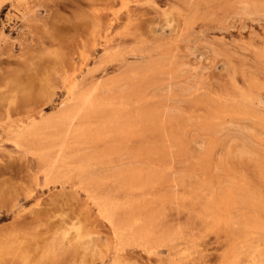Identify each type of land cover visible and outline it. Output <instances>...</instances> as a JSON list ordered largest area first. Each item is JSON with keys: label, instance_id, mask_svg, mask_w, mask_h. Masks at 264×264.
Here are the masks:
<instances>
[{"label": "rangeland", "instance_id": "obj_1", "mask_svg": "<svg viewBox=\"0 0 264 264\" xmlns=\"http://www.w3.org/2000/svg\"><path fill=\"white\" fill-rule=\"evenodd\" d=\"M251 1L0 0V264H264V208L253 206L264 205V0ZM75 83L77 96L97 88L104 100L125 101L106 140L124 150L84 174L46 180L11 133L40 114L65 112ZM107 113L71 129L107 131ZM136 113L169 121L159 130L166 142ZM129 124L135 134L123 138ZM177 126L185 131L180 148ZM243 147L251 155L240 157ZM122 168L152 176L123 185ZM89 174L102 188L91 187ZM230 189L238 202L231 223L203 209ZM100 197L123 206L150 201L148 216L135 204L118 221L132 225L142 209L152 235L121 237Z\"/></svg>", "mask_w": 264, "mask_h": 264}, {"label": "bare ground", "instance_id": "obj_2", "mask_svg": "<svg viewBox=\"0 0 264 264\" xmlns=\"http://www.w3.org/2000/svg\"><path fill=\"white\" fill-rule=\"evenodd\" d=\"M251 1V0H249ZM253 2V3H252ZM228 3V2H227ZM252 4H254V1H251ZM245 6H247L248 4V7H252L253 5H249L250 2H245L244 3ZM256 5V4H255ZM254 5V6H255ZM264 5V4H263ZM259 7V6H257ZM244 8V7H242ZM246 9H249L247 7H245ZM244 8V10L246 11V9ZM254 8V7H253ZM260 9V7H259ZM243 10V9H242ZM264 10V9H263ZM252 10L248 11L250 12V14L252 13H256L257 14V11L258 9L254 10L256 12H252ZM261 11V10H260ZM258 11V12H260ZM247 12V13H248ZM245 13V12H243ZM261 13V12H260ZM77 89L79 91V85L78 84H74L70 90H69V93H68V97L65 99L64 101V104H68L69 105V108H67L65 110V112L59 114V115H56L52 118H48V119H44L43 115L40 114V117H34L32 120H30L28 123H25V124H22V126H20L18 129L14 130L13 133H11V141L14 142L15 145H17V147H24L26 146L27 148V151L32 154L34 157H35V160H37V166L38 167H42L43 170V174L45 176V179L46 180H59L61 181V179H67L68 177L70 176H73L74 174H84L88 171V169L91 170L90 166H94L93 164H95L96 166L98 164H96L95 161H97L98 163H100V160H102V158L105 156H109V155H119L121 154L122 155V151L124 149H121V148H116V145L115 146H112V145H107L109 143H106V140L109 141V138L112 136V130H114L113 128V125L120 120L121 116L119 115L118 116V112H120L121 110L123 111L125 109V101H123V99L119 100L120 98L116 97L114 98V101L111 99L110 101L107 100H104L103 98H100V96L98 95V93H96V89L97 88H94L92 90H88L86 92H83L82 94H78L77 96ZM109 99V98H108ZM116 99V100H115ZM121 108V109H119ZM124 108V109H122ZM146 109V108H145ZM166 111V110H165ZM103 112H110L109 114H104L106 115V118L103 123H101L102 127H104L105 129H107V133H104L105 131H102L101 128L100 130L96 129V128H93L91 126H87L88 123H83L84 125L83 126H77L75 127L74 129H71V126L76 122V121H80L82 120V117H86L87 118H91V117H94L95 116H98L99 114H102ZM143 112V111H142ZM142 112H139V113H142ZM145 112V111H144ZM113 113V116H111L110 114ZM156 113V111H155ZM129 114V113H128ZM137 114V113H136ZM144 114V113H143ZM138 115V114H137ZM136 115V116H137ZM145 115V114H144ZM156 115V114H155ZM126 116V115H125ZM147 116V114H146ZM154 116V115H153ZM175 116V115H174ZM216 116V115H215ZM124 117V116H123ZM129 117V116H128ZM104 118V117H103ZM138 119L141 120V123L142 122H146L144 123L145 126H147L148 124L151 126V123H152V126H156L154 129L157 128V131L159 132L158 136H162L160 135V128H165L167 125H170V123L166 122L167 120L164 118L161 119V121H159L158 119H153L149 120V117H142V114L138 115V117H136ZM147 118V119H146ZM154 118V117H153ZM133 119V118H132ZM146 119V120H144ZM168 119V118H167ZM175 119V118H174ZM177 119V118H176ZM89 120V119H88ZM122 120V119H121ZM124 120V119H123ZM130 120V119H129ZM128 120V121H129ZM135 120V118H134ZM139 120V121H140ZM144 120V121H143ZM164 120V121H163ZM171 120V119H170ZM138 121V120H137ZM138 121V122H139ZM90 122V121H89ZM114 122V124H113ZM127 122V121H126ZM138 122H133L134 124L138 123ZM80 123V122H78ZM93 123V122H91ZM118 123V122H117ZM116 123V124H117ZM123 123V122H122ZM128 123V122H127ZM131 123V122H129ZM131 123V124H132ZM140 123V122H139ZM141 123L138 124L140 126H138V129L140 131L143 132V130L141 129ZM202 123V122H201ZM204 123V122H203ZM82 124V123H81ZM126 124V123H124ZM129 124L127 125L128 127L123 131L121 132V135L123 136V138H125V136L122 134H126L128 135V137H131L132 136V133L135 134V130L134 132L133 131H130L132 128L134 129H137L135 128L134 124ZM79 125V124H78ZM122 125V124H121ZM120 125V126H121ZM143 125V124H142ZM213 125V124H211ZM132 126V127H131ZM174 126V125H173ZM176 126V125H175ZM174 126V127H175ZM101 127V126H99ZM97 127V128H99ZM149 127V126H147ZM170 127H172L170 125ZM178 127V126H177ZM93 128V129H92ZM113 128V129H112ZM119 128V127H118ZM168 128V127H167ZM167 128L164 129L167 130ZM264 128V127H263ZM109 129V130H108ZM145 129V128H144ZM147 129V128H146ZM145 129V130H146ZM173 129V128H172ZM116 130V129H115ZM122 130V129H121ZM177 130H179V127L177 128ZM181 130V129H180ZM179 130V131H180ZM148 131V129H147ZM146 131V132H147ZM162 131V130H161ZM145 132V131H144ZM145 132V133H146ZM150 132V131H149ZM181 132V131H180ZM220 132V131H219ZM114 133V132H113ZM131 134V135H130ZM140 134V133H139ZM149 134V133H148ZM183 133L181 132L180 134H177L175 135L174 140L176 141V144H177V147H183L182 144L185 142L182 141L183 140V135L185 134V131H184V134L182 135ZM207 134V133H206ZM217 134V132H216ZM215 134V135H216ZM256 134V133H255ZM138 135V134H137ZM144 135V134H143ZM153 135V134H152ZM154 135H156V133H154ZM174 135V134H173ZM135 136V135H134ZM142 136V135H140ZM158 136H157V139H158ZM163 136H167L166 133L165 135ZM162 136V139H164ZM171 136V135H170ZM139 137V136H138ZM112 138V137H111ZM116 138V137H115ZM121 138V136H120ZM132 138V137H131ZM172 138V139H173ZM210 138V137H209ZM161 139V138H159ZM161 139V140H162ZM145 140V139H144ZM167 140L169 141V139L167 138ZM173 140V141H174ZM206 140V139H205ZM241 140V139H240ZM239 140V141H240ZM124 141V140H122ZM164 141L166 142V140L164 139ZM163 141V142H164ZM172 141V142H173ZM209 141V139H208ZM248 141V140H247ZM115 142V141H114ZM149 142V141H148ZM155 142V141H154ZM171 142V141H170ZM181 142H183L182 144H180ZM105 144L108 146L105 145L106 149L104 150H100L99 149V145L100 144ZM127 143V142H126ZM251 143V142H250ZM119 146H124L122 142H118ZM129 144V143H128ZM154 144V143H153ZM170 143H168L167 145H169ZM213 144V143H212ZM254 145V144H253ZM154 146V145H153ZM18 147V148H19ZM129 147V145H128ZM131 147V146H130ZM133 147V146H132ZM131 147V148H132ZM172 147V146H171ZM215 147V146H214ZM252 147V146H250ZM130 148V149H131ZM143 148V146H142ZM146 148V147H145ZM156 148V147H155ZM188 148V147H187ZM231 148V147H230ZM237 148V147H236ZM129 149V148H128ZM127 149V150H128ZM149 149V148H148ZM132 150V149H131ZM137 150V149H136ZM139 150V149H138ZM141 150V148H140ZM144 150V148H143ZM166 151V149H164ZM172 150V149H171ZM175 150V149H174ZM230 150V149H229ZM247 148H244L240 151V157H241V154L242 155H246V154H250L251 155V150H249ZM99 151V152H97ZM113 151H114V154H113ZM148 151V150H147ZM152 151V148L150 149V152ZM161 151V150H160ZM239 151V150H238ZM132 152H134L132 150ZM139 152V151H138ZM137 152V153H138ZM162 152V151H161ZM171 152V151H170ZM174 152V151H173ZM172 152V153H173ZM231 152V151H230ZM235 152V151H234ZM142 150H141V154L140 155H143L142 154ZM145 153V152H144ZM233 153V152H232ZM135 154V153H134ZM138 154V155H139ZM154 154V153H153ZM129 155V154H128ZM165 155V154H164ZM183 155V154H181ZM186 155V154H185ZM235 155V154H234ZM146 156V155H145ZM148 156V155H147ZM159 156H161L159 154ZM163 156V155H162ZM161 156V157H162ZM180 156V155H179ZM231 156V155H230ZM133 157V156H132ZM140 157V156H139ZM143 157V156H142ZM154 157V155L152 156ZM176 157V156H175ZM128 158V157H127ZM134 158V157H133ZM159 158V157H158ZM142 159V158H141ZM168 159V158H167ZM226 159V158H225ZM169 160V159H168ZM175 160V159H173ZM145 161V160H144ZM148 161V160H147ZM161 161V160H160ZM224 161V160H223ZM95 162V163H94ZM149 162V161H148ZM153 162V161H152ZM154 163V162H153ZM165 163V162H164ZM197 163V162H196ZM106 164V163H105ZM157 164V163H156ZM161 164V163H160ZM224 164V163H223ZM140 165V164H139ZM149 165V164H148ZM152 165V164H151ZM154 165V164H153ZM152 165V166H153ZM166 165V164H165ZM136 166V164H135ZM226 166V165H225ZM175 167V165H174ZM197 167V166H196ZM95 168V167H94ZM125 168V167H124ZM129 168V166H128ZM128 168L127 169H120L119 171H117V181L118 183H121L123 182L122 184H127L128 181L130 182H133L134 180H137L138 182L140 181L139 184H143L142 181L145 182L146 178L145 177H148V175H144L143 171H138V169H134V171H128ZM132 168V167H131ZM216 168V167H215ZM220 168V167H219ZM93 169V168H92ZM100 169V168H99ZM152 169V168H151ZM158 169V168H157ZM166 169V168H165ZM137 170V171H135ZM162 170V169H161ZM229 170V169H227ZM262 171V170H261ZM90 172V171H89ZM105 172V171H104ZM149 172V171H148ZM158 172V171H157ZM156 172V174H157ZM168 172V171H167ZM229 172V171H228ZM152 173V172H151ZM155 173V172H153ZM231 173V171H230ZM92 174V173H91ZM103 174V173H102ZM145 174H148V173H145ZM94 175V174H93ZM154 175V174H153ZM90 176V174H89ZM96 176V175H95ZM152 176L151 174L149 175V177ZM164 176V174L162 175ZM167 176V175H166ZM91 177V176H90ZM94 177V176H93ZM91 177L92 180L89 182L91 184V187H93L94 189H97V188H100L101 185L103 184L104 185V182L102 181V179L98 178V177ZM148 177V178H149ZM159 177H160V174H159ZM223 177V176H222ZM90 178V179H91ZM153 178V177H151ZM150 178V179H151ZM145 179V180H144ZM156 179V178H155ZM165 179V178H164ZM133 180V181H131ZM101 181L103 183H101ZM115 181V180H114ZM153 181V180H152ZM219 181V180H218ZM159 182V180H158ZM157 182V183H158ZM221 182V181H220ZM134 183V182H133ZM151 184V182H149ZM210 183V182H209ZM218 183V182H217ZM246 183V182H245ZM95 184V185H94ZM128 184L130 185V183L128 182ZM135 184V183H134ZM156 184V183H155ZM154 184V185H155ZM224 184V183H223ZM244 184V183H243ZM64 185V184H63ZM145 185V183L143 184ZM228 185V184H227ZM127 186V185H126ZM125 186V187H126ZM136 186V184L134 185ZM157 186V185H156ZM223 186V185H222ZM228 187V186H226ZM102 188V187H101ZM143 188V187H142ZM145 188V186H144ZM223 188V187H222ZM231 188V187H230ZM233 188V187H232ZM85 189V188H84ZM93 189V190H94ZM129 189V188H128ZM127 189V190H128ZM234 189V188H233ZM86 190V189H85ZM130 190V189H129ZM132 190V189H131ZM148 190V189H147ZM237 190V188H236ZM234 189V193L236 191ZM248 190V189H247ZM89 191V190H87ZM225 191V190H224ZM227 191H228V188H227ZM240 191V190H239ZM94 192V191H93ZM136 192V191H134ZM229 192V191H228ZM228 192L226 193L227 195H225V197H223L219 203L217 204H212L211 205V208L209 206V204L205 205L207 207L203 208L202 204L201 205V209L203 208L205 211H207L209 214L212 213L209 212L210 210L213 209V211L215 212V214L219 215L220 218L221 217H225L226 219H223V221H229L231 223V219H229V212L228 210H231L232 208H236V206L238 205V202L235 200V198L232 197V190L230 189V193L228 194ZM87 193V192H86ZM92 193V192H91ZM244 193V192H243ZM242 191H241V194H243ZM98 194V192H97ZM245 194V193H244ZM248 194V193H247ZM101 195V194H100ZM250 195V194H249ZM96 197V196H95ZM106 197V196H105ZM104 197V198H105ZM250 197V196H249ZM258 197V196H257ZM102 198H103V195H102ZM100 197V200L97 202L98 204V208H100V211H102V215L103 217L109 221V223H111V225L113 226L112 228L114 230H117V232H119L120 236L122 237L123 235L126 236L128 233H126V231L128 230H133L132 233L130 234L131 235V238L133 237V234L134 231L136 232L137 230L138 231H141L142 235L146 236V237H149L152 235L151 233V229H148V226L147 225H150V223L148 222L149 220L151 221V219L149 218H146L145 216H143V211L142 209H144V211L148 210L146 213H144V215H147L149 213H152L153 211H151V204L148 203L150 201L147 202V200H145L149 205L145 204L146 202H143V203H138L137 201L136 202H131L132 199H129L126 200V203L125 205L126 206H123V205H120L117 201L115 202H111V204L109 202H105L104 200H101L102 199ZM103 198V199H104ZM244 198V196H243ZM190 199V198H189ZM247 199V198H246ZM260 199V198H258ZM94 200V199H93ZM136 200V199H135ZM95 201V200H94ZM109 201V200H108ZM111 201V199H110ZM128 201V202H127ZM257 201V200H256ZM256 201H253V202H256ZM263 202V201H262ZM94 203V202H93ZM96 203V202H95ZM257 204H254L253 206H257V207H263L264 208V205L263 203H258V201L256 202ZM135 204H138L140 205V208H142L141 210H137L136 211V215L132 218V225L133 227H131L132 225H130L131 223H129L128 225L126 224H122V222L120 223L118 221V216H119V212L120 211H123L127 208H130L132 206L133 209L136 208ZM206 204V203H205ZM143 206V207H142ZM243 207V206H242ZM203 210V211H204ZM201 211V210H200ZM199 211V212H200ZM202 211V213H204ZM194 212V211H193ZM198 212V213H199ZM213 212V213H214ZM202 213L200 215V217L202 216ZM207 213V214H208ZM213 213L210 214L213 216ZM206 213H204L203 215H207ZM215 215V217L217 216ZM148 216V215H147ZM199 216V215H198ZM218 216V219H220ZM256 216V215H255ZM203 217V216H202ZM205 217V216H204ZM211 217V216H209ZM209 217L207 219V222H209ZM214 217V216H213ZM212 217V218H213ZM251 217V216H250ZM207 218V217H206ZM204 218V219H206ZM211 218V219H212ZM217 218V217H216ZM216 218H213L216 219ZM148 221H147V220ZM250 219V218H249ZM217 223L220 222L218 220H216ZM214 221V222H216ZM213 222V221H212ZM246 222V221H245ZM248 223V222H246ZM259 223V222H258ZM229 224V223H228ZM260 224V223H259ZM141 225V226H140ZM243 225V224H242ZM262 225V224H261ZM135 226V227H134ZM240 226V225H239ZM111 227V226H110ZM147 227V228H146ZM133 228H136L135 230ZM153 228V227H151ZM262 228V227H261ZM247 227L244 226V230L246 231ZM257 229V228H256ZM115 233V232H114ZM239 233V232H238ZM116 234V233H115ZM114 234V235H115ZM118 235V234H117ZM142 235L140 234V237H142ZM120 237V238H121ZM120 252V251H119ZM259 262H261V259L260 260H254V264H258Z\"/></svg>", "mask_w": 264, "mask_h": 264}]
</instances>
